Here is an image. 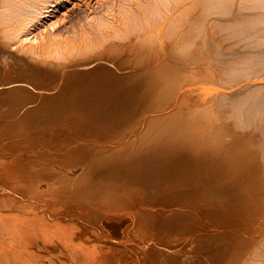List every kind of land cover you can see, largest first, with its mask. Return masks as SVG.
<instances>
[{"label": "bare ground", "instance_id": "1", "mask_svg": "<svg viewBox=\"0 0 264 264\" xmlns=\"http://www.w3.org/2000/svg\"><path fill=\"white\" fill-rule=\"evenodd\" d=\"M62 5L0 0V264H193L166 233L264 264V0L159 1L86 50L37 40ZM218 32L247 46L232 68L203 58Z\"/></svg>", "mask_w": 264, "mask_h": 264}, {"label": "rangeland", "instance_id": "2", "mask_svg": "<svg viewBox=\"0 0 264 264\" xmlns=\"http://www.w3.org/2000/svg\"><path fill=\"white\" fill-rule=\"evenodd\" d=\"M79 1V2H78ZM159 1H165V0H157V2H156V0H63V5L61 6V7H59L55 12H53V14L51 15V16H49L50 17V19H48L47 20V22L45 23V24H39L38 25V32H36L37 33V40L39 41H42V40H44V39H46V38H43L44 37V35H45V33H46V31H49V29H50V26L52 25H54L55 27H60V29L61 30H59V29H57L60 33H62V34H60V36L61 37H63L64 35H66V33H67V35H72V37H73V39H75V42H77L78 43V45L80 44V43H82V42H84V41H86V40H88V37H90L91 36V38H89V39H91V40H88V41H90V42H88V41H86V42H84V43H82V45L80 44V46L79 47H81V49H83V50H86V48H85V46H87L86 44H88V47L90 48L91 46H92V44L95 42V38H96V34L97 33H101V31H103V33H104V29H106V27H107V29H111V30H113V32L114 31H116L117 29H120L121 27H122V25H123V27H126V26H129L131 23H133L134 21H135V19H136V17L138 18V17H141V15L140 14H144V15H146L145 17H147V14H148V12L150 11V8H152L154 5H152V4H156V3H158ZM65 2V3H64ZM156 2V3H155ZM65 4V5H64ZM71 5V6H70ZM146 6V7H144V6ZM149 5V6H148ZM151 5H152V7H151ZM148 6V7H147ZM67 8H68V11H67ZM72 8V9H71ZM142 8V9H141ZM146 8V9H145ZM61 9H63V10H61ZM89 9V10H88ZM91 10H92V12H91ZM94 10V11H93ZM15 11V12H14ZM14 11H12L13 13H11V15H13V16H11V18L13 17V18H15V20L12 18L11 20V22L12 23H20V24H22V22H24L23 24H25V25H30V23L32 22L31 20H29V16L28 15H31V14H28L27 12H23L22 13V11H16V10H14ZM64 14H63V13ZM69 12V13H68ZM91 12V13H90ZM94 12V13H93ZM139 12H141V13H139ZM133 13V14H132ZM136 13V14H135ZM139 13V14H138ZM146 13V14H145ZM16 14H17V17H16ZM21 14H22V16H21ZM24 14V15H23ZM87 14V15H86ZM131 14V15H130ZM136 16H135V15ZM137 14H138V16H137ZM142 14V16L144 17V15ZM54 15V16H53ZM93 15V16H92ZM243 15L244 14H240V16L239 17H243ZM27 16V17H26ZM53 16V17H52ZM89 16V17H88ZM100 16H101V18H100ZM104 16V17H103ZM125 16H127V18L125 17ZM128 16H130V17H128ZM134 16V17H133ZM245 16V15H244ZM31 17V16H30ZM64 19H63V18ZM67 17V18H66ZM107 17V18H106ZM123 17H125L128 21H126V19L125 18H123ZM132 17V18H131ZM24 18V19H23ZM56 18V19H55ZM62 18V19H61ZM87 18V19H86ZM91 18V19H90ZM105 18V19H104ZM21 19V20H20ZM58 19V20H57ZM93 19V20H92ZM131 19V20H130ZM16 20H19V22L18 21H16ZM23 20V21H22ZM27 20H28V22H27ZM51 20V21H50ZM62 20V21H61ZM64 20V21H63ZM65 20H66V22H65ZM90 21V22H92V23H90V22H87V24H86V22L85 21ZM101 20H103V23L101 24ZM124 20V22H121V21H123ZM134 20V21H133ZM71 23V24H69V22ZM95 21H96V23H95ZM26 22V23H25ZM52 22V23H51ZM76 22H77V24H76ZM128 22V23H127ZM62 23L64 24V25H62ZM66 23V24H65ZM69 25H68V24ZM91 25H90V24ZM130 23V24H129ZM80 24H81V26H80ZM94 24H95V26H94ZM97 24V25H96ZM118 24V25H117ZM121 24V25H120ZM127 24H129V25H127ZM58 25V26H57ZM72 25V26H71ZM77 25H79V26H77ZM84 25H85V27H84ZM93 25V26H92ZM99 25H101V26H99ZM106 25V26H105ZM126 25V26H125ZM70 26V27H69ZM75 26V27H74ZM99 26V27H98ZM80 27V28H79ZM83 27V30L85 29V31L86 32H84L85 34H87V33H89V35L87 36V35H85V34H83V33H81V28ZM92 28V30H91V28H90V30H88L87 28ZM74 29V30H72V29ZM95 28V29H94ZM79 29H80V31H79ZM94 29V30H93ZM72 30V31H71ZM68 31V32H67ZM42 32V33H41ZM38 33H41V34H38ZM65 33V34H64ZM102 34V33H101ZM93 35V36H92ZM217 36H219V38H220V40H219V42H221L220 43V49H222V50H225L226 52H228V54H227V56L225 55H220L219 54V50L218 49H216L215 48V46H212L213 44L212 43H210V42H208V41H204V43H202L201 45H200V48L203 50L202 52L204 53H202L203 55H205V56H207V57H203V58H210L211 59V61H209V63H212V66H216V68H223V67H230V68H232L233 66H234V64L235 65H237V64H239L238 62H233V61H238L242 56H244V53H245V51L247 50V46L245 45V47H244V44L242 43V42H236L235 43V41H232V40H230L229 42H230V45H229V42L228 41H226V40H228V39H230V38H228V37H226L225 35H223V34H221L220 32H218L217 33ZM43 39H42V38ZM225 37H226V39H225ZM225 40V41H224ZM94 41V42H93ZM80 42V43H79ZM238 43V44H237ZM83 44H85V45H83ZM91 46H90V45ZM205 44V45H204ZM208 44V45H207ZM226 44H227V46L229 45V47H227L226 46ZM232 44H234V45H232ZM240 44H242L241 45V48H240ZM254 44L255 45H257L255 42H254ZM254 44L253 45H251V46H248V48L249 47H254ZM233 47H232V46ZM84 46V47H83ZM204 46V47H203ZM205 46H210V47H205ZM78 47V48H79ZM88 47H87V49H88ZM215 49H214V48ZM225 47V48H224ZM234 47H235V49H234ZM243 47V48H242ZM77 48V49H78ZM204 48H206V51H204L205 49ZM207 48H208V50L210 49V48H212L211 49V54H210V52L207 50ZM224 48V49H223ZM226 48H229V49H226ZM214 49V50H213ZM231 49V50H230ZM234 50V51H233ZM241 50V51H240ZM243 50V51H242ZM207 52V53H206ZM213 52V53H212ZM238 53V54H237ZM208 54V55H207ZM213 54V55H212ZM230 54H231V57H230ZM241 54V55H240ZM215 55V56H214ZM235 55V56H234ZM238 55V56H237ZM218 58H217V57ZM223 56V57H222ZM232 56H233V58H232ZM213 57V58H212ZM228 57H229V59H228ZM240 57V58H239ZM225 58V59H224ZM226 58H227V60H226ZM231 58V59H230ZM214 61H213V60ZM222 59V60H221ZM235 59V60H234ZM215 60H216V64H214L215 63ZM220 63H219V62ZM223 61H226V63L225 62H223ZM232 63H231V62ZM223 63H225V64H223ZM234 63V64H233ZM214 64V65H213ZM222 64H223V66H222ZM219 66V67H218ZM252 76H255V75H260V71H258V70H255V71H253V73L251 74ZM263 103H264V101H263ZM230 115H232L233 116V114H230ZM261 115H263L264 116V111L263 112H261ZM63 204H58V205H54L57 209H60L61 207L63 208V206H62ZM58 206V207H57ZM147 213V210H145L144 208H143V214H146ZM129 233H131V235H133L134 233H133V231L131 232H129ZM133 233V234H132ZM140 236H143V235H140ZM164 237V239L163 238H161L162 240H161V242H162V247L164 248H167V251L171 254V253H176V254H178V255H180V259L179 260H182V262H184V263H186V262H188L189 260H193L192 262H193V264H200L201 262H202V256L204 255L203 253H199V254H196V252H194L193 251V249L192 250H190V246L188 245L189 244V242L187 243V241L185 240V237H182L180 234H174L173 233V235H171V233H166L164 236L163 235H160V237ZM180 238V239H179ZM102 239V238H101ZM182 239H183V241H182ZM99 240V239H98ZM103 240V239H102ZM164 240V241H163ZM179 240V241H178ZM171 242H172V244H171ZM180 243V244H179ZM121 244V245H120ZM120 244H114L117 248L119 247V246H122V244L123 243H120ZM182 244H183V246H185V248L182 246ZM186 244V245H185ZM181 245V246H180ZM179 247V248H178ZM182 248H183V250H182ZM172 249V250H171ZM177 249V250H176ZM179 249V250H178ZM211 249V248H210ZM173 253V254H174ZM203 254V255H202ZM61 255H63V254H61ZM202 255V256H201ZM65 256L66 257H68L66 254H65ZM52 257H54L53 255H52ZM63 257V256H62ZM47 258V257H46ZM48 259V258H47ZM197 261H196V260ZM195 261H196V263H195ZM200 261V262H199ZM68 261H67V259H65V263H67ZM172 262V263H171ZM174 263V261L173 260H170L169 261V263L168 264H173Z\"/></svg>", "mask_w": 264, "mask_h": 264}]
</instances>
